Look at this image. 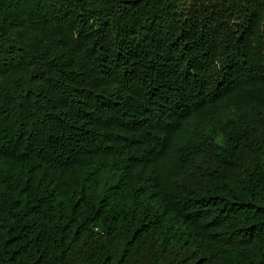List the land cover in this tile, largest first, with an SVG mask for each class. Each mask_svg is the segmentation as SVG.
<instances>
[{"label": "trees", "instance_id": "16d2710c", "mask_svg": "<svg viewBox=\"0 0 264 264\" xmlns=\"http://www.w3.org/2000/svg\"><path fill=\"white\" fill-rule=\"evenodd\" d=\"M0 264H264V0H0Z\"/></svg>", "mask_w": 264, "mask_h": 264}, {"label": "rangeland", "instance_id": "374dc122", "mask_svg": "<svg viewBox=\"0 0 264 264\" xmlns=\"http://www.w3.org/2000/svg\"><path fill=\"white\" fill-rule=\"evenodd\" d=\"M201 1H203V2H204V0H201Z\"/></svg>", "mask_w": 264, "mask_h": 264}]
</instances>
